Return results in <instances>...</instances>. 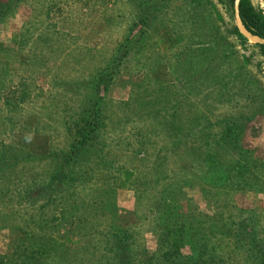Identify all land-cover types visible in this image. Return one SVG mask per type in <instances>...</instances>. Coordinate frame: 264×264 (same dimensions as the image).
I'll use <instances>...</instances> for the list:
<instances>
[{
	"label": "rangeland",
	"instance_id": "rangeland-1",
	"mask_svg": "<svg viewBox=\"0 0 264 264\" xmlns=\"http://www.w3.org/2000/svg\"><path fill=\"white\" fill-rule=\"evenodd\" d=\"M138 1L20 0L0 20V264H114L117 231L146 264L168 250L154 229L166 196L187 223L167 264L200 249L260 264L237 225L264 245V55L227 4L161 0L102 96L99 142H79L89 81Z\"/></svg>",
	"mask_w": 264,
	"mask_h": 264
},
{
	"label": "trees",
	"instance_id": "trees-1",
	"mask_svg": "<svg viewBox=\"0 0 264 264\" xmlns=\"http://www.w3.org/2000/svg\"><path fill=\"white\" fill-rule=\"evenodd\" d=\"M20 0H0V20L5 14H8L14 6ZM227 4L232 13H234L235 0H221ZM161 0H139L137 8L139 15L137 20L132 22L129 33L125 39V42L120 44L110 61V63L101 69L94 77L93 80L89 81L91 88V96L85 101L82 106L81 113H91L89 118L85 120L86 125L83 127L82 137L79 139L81 145H94L99 142L98 135L96 133L98 123L95 122L94 116L100 114L101 103L104 97V92L110 86L114 75L119 71L123 59L128 55L130 47L139 41V38L144 34L147 28L150 26L152 19H156L158 10L161 7ZM162 8V7H161ZM240 16L245 27L253 34L264 37V12L262 9L254 5L252 0H241L240 3ZM137 37V38H136ZM137 41H136V40ZM262 54L264 55V44H258ZM88 127V128H87ZM85 131V132H84ZM118 171L117 169L114 170ZM125 180L121 185H125L127 182H133L135 175L134 170L125 171ZM61 174L57 173L53 176L51 182H55ZM114 186L112 184L111 188ZM173 197H165L161 201L158 207V214L154 223V229L158 233L159 246L165 250L162 255H150L146 260V264H167L171 256L181 255V249L184 241L186 240V220L174 212ZM157 207V206H156ZM155 209V208H154ZM238 234L241 240L246 238L247 232L252 231L253 238L251 239L250 250L255 251L256 256L260 259V264H264V245L261 242L257 243L259 237L255 232L245 224V219L240 220L239 226L237 225ZM249 229V230H248ZM248 230V231H247ZM132 235L127 231H117L108 236L107 247L111 252L112 261L114 264H139L137 262L135 248L131 245L130 238ZM145 254L149 255L147 250L143 249ZM204 249H200L193 256L183 257V261L178 264H222L218 263L214 258H205ZM40 252V253H39ZM43 255L44 252L37 251ZM31 258H35L32 257ZM146 259V255H145ZM142 261V260H141ZM175 261V260H174ZM80 262V261H79ZM170 262V261H169ZM41 264H49L47 259H44Z\"/></svg>",
	"mask_w": 264,
	"mask_h": 264
},
{
	"label": "water",
	"instance_id": "water-1",
	"mask_svg": "<svg viewBox=\"0 0 264 264\" xmlns=\"http://www.w3.org/2000/svg\"><path fill=\"white\" fill-rule=\"evenodd\" d=\"M240 3H241V0H235V3H234V12H235V17H236V20L238 22V25L240 27V29L245 33V35L247 37H249L250 39L252 40H255L259 43H262L264 44V37H259L255 34H253L252 32H250L244 25L242 19H241V16H240Z\"/></svg>",
	"mask_w": 264,
	"mask_h": 264
}]
</instances>
